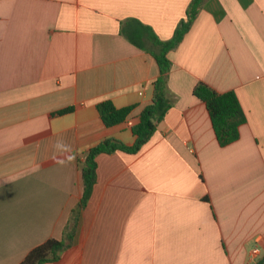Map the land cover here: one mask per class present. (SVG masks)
Here are the masks:
<instances>
[{
	"label": "crops",
	"instance_id": "obj_1",
	"mask_svg": "<svg viewBox=\"0 0 264 264\" xmlns=\"http://www.w3.org/2000/svg\"><path fill=\"white\" fill-rule=\"evenodd\" d=\"M191 2L0 0V264L52 238L67 247L47 264H264V0H204L168 55L173 107L138 153L98 156L72 218L88 151L135 144L160 76L149 35L124 31L169 40ZM200 83L237 95V141L220 145ZM107 100L128 119L107 127Z\"/></svg>",
	"mask_w": 264,
	"mask_h": 264
},
{
	"label": "trees",
	"instance_id": "obj_2",
	"mask_svg": "<svg viewBox=\"0 0 264 264\" xmlns=\"http://www.w3.org/2000/svg\"><path fill=\"white\" fill-rule=\"evenodd\" d=\"M204 0H192L186 15L177 26L171 39L161 41L148 26L137 22L139 30L127 29L126 37L135 45L146 49L142 43V37L149 35V39L155 45V51L150 52L155 57L160 76L154 82V96L150 105L141 113L140 122L133 127L137 136L133 146H127L116 139H107L94 146L88 151L86 160L82 164L84 193L81 201L72 211V218L78 224L80 213L86 207L97 182V158L101 154H113L123 151L130 154L138 153L154 136L157 125L160 123L174 105V98L169 95L167 74L171 69V61L168 57L170 51L176 49L191 29L195 18ZM194 95L205 102L209 111L214 130L221 146H227L240 137V126L246 117L237 95L234 92L218 93L204 83L198 84L194 89ZM72 108L62 110L60 113L70 112ZM102 121L107 127H112L126 121L133 107L117 108L110 100L103 101L98 105ZM67 244L64 240L49 239L43 244L32 249L20 264H47L60 259Z\"/></svg>",
	"mask_w": 264,
	"mask_h": 264
},
{
	"label": "built area",
	"instance_id": "obj_3",
	"mask_svg": "<svg viewBox=\"0 0 264 264\" xmlns=\"http://www.w3.org/2000/svg\"><path fill=\"white\" fill-rule=\"evenodd\" d=\"M255 253H258V251L256 250Z\"/></svg>",
	"mask_w": 264,
	"mask_h": 264
}]
</instances>
